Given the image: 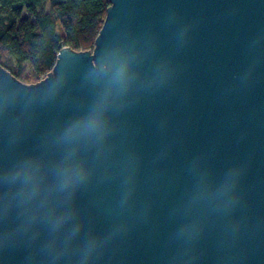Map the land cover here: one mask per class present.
I'll return each mask as SVG.
<instances>
[{
    "label": "water",
    "instance_id": "obj_1",
    "mask_svg": "<svg viewBox=\"0 0 264 264\" xmlns=\"http://www.w3.org/2000/svg\"><path fill=\"white\" fill-rule=\"evenodd\" d=\"M109 3L0 64V264H264V0Z\"/></svg>",
    "mask_w": 264,
    "mask_h": 264
},
{
    "label": "trees",
    "instance_id": "obj_2",
    "mask_svg": "<svg viewBox=\"0 0 264 264\" xmlns=\"http://www.w3.org/2000/svg\"><path fill=\"white\" fill-rule=\"evenodd\" d=\"M109 6V0H0V64L23 83L41 81L61 49H94Z\"/></svg>",
    "mask_w": 264,
    "mask_h": 264
},
{
    "label": "rangeland",
    "instance_id": "obj_3",
    "mask_svg": "<svg viewBox=\"0 0 264 264\" xmlns=\"http://www.w3.org/2000/svg\"><path fill=\"white\" fill-rule=\"evenodd\" d=\"M49 8L47 7V10H48Z\"/></svg>",
    "mask_w": 264,
    "mask_h": 264
}]
</instances>
